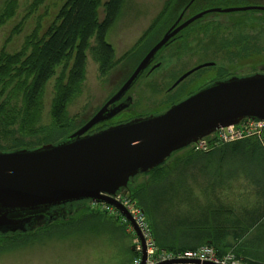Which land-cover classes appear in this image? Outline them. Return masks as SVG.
<instances>
[{
  "label": "rangeland",
  "instance_id": "rangeland-1",
  "mask_svg": "<svg viewBox=\"0 0 264 264\" xmlns=\"http://www.w3.org/2000/svg\"><path fill=\"white\" fill-rule=\"evenodd\" d=\"M65 1L0 0V54L28 55L31 51L28 44L44 35ZM106 1L102 0L99 7L100 18ZM174 1L125 0L107 35L116 49L107 72L101 73L100 63L95 59L93 38L81 83L71 82L72 61H67L57 66L45 84L43 109L32 133L22 126L21 99H8L9 89L0 95V103L8 100L16 117L12 125L0 124V148L40 144L48 134L58 136V132L65 137L93 116L136 66L137 58L128 61L122 57L136 49L144 33L162 20ZM256 1L264 5V0ZM3 12L5 17L1 16ZM228 18L218 16L216 22L223 21V25L203 29L189 40L186 48L163 51L162 66L139 81L137 88L142 92H135L134 110L166 106L172 95L166 92L168 87L201 62L214 60L218 65L192 78L186 92L210 82L221 71L264 63V15L258 12L236 15L235 23L224 24ZM239 50L250 55L244 58L229 55ZM66 93L69 101L65 103V111L71 126L60 129L55 126V118L62 113L56 114V106ZM56 136L49 137L47 142H56ZM245 140L226 143L209 153L176 154L159 169L139 177L137 182H146L148 186L158 236L171 240L191 226L212 228L214 235L238 228L242 250L247 251V257L261 261L254 256H264V153L253 138ZM137 237L135 230L121 218L88 202L75 207L62 222L27 235L0 238V264H136L140 244Z\"/></svg>",
  "mask_w": 264,
  "mask_h": 264
},
{
  "label": "water",
  "instance_id": "water-1",
  "mask_svg": "<svg viewBox=\"0 0 264 264\" xmlns=\"http://www.w3.org/2000/svg\"><path fill=\"white\" fill-rule=\"evenodd\" d=\"M185 25L168 32L154 45L121 88L64 138L35 147L0 150V235L30 234L65 220L83 203H107L133 226L142 244L140 264H146L142 233L129 211L114 197L174 152L218 128L246 118L264 120V72H256L213 81L163 112L94 130L130 105L129 98L119 105L115 103L135 84L170 37Z\"/></svg>",
  "mask_w": 264,
  "mask_h": 264
},
{
  "label": "trees",
  "instance_id": "trees-1",
  "mask_svg": "<svg viewBox=\"0 0 264 264\" xmlns=\"http://www.w3.org/2000/svg\"><path fill=\"white\" fill-rule=\"evenodd\" d=\"M124 1L125 0H107L104 2V17L101 19L99 7L102 0H66L56 13L54 22L49 26L44 35L39 38L34 36V38H36L34 42L28 44L31 47V51L28 55L22 54V52L16 54L2 52L0 54V85L2 86L0 95H3V93L9 89L7 94L8 99H21L23 107L22 126L29 133L33 132L36 124L39 122L43 109L42 92L47 81L55 74L58 65L63 62L72 61L70 70L71 82L78 85L84 80L87 51L90 49L91 39L93 38L96 43L92 48L95 59L100 63L101 73L104 74L107 72V69L111 66L115 57V47L107 40V35L117 21ZM171 8L172 7L164 12L162 20L157 23L155 27L150 28L144 33L136 49L127 52L122 58L129 61L131 58L138 59V57L142 56L147 47L151 44L157 31L163 25L162 22L171 11ZM4 15L3 12L1 16ZM23 51H25V49ZM68 101L69 96L66 93L56 106V109L58 108L56 114L59 113L60 115V113H62L59 118L55 115V126L60 127V129H64L70 122L65 111V103ZM15 121L16 117L14 115V110L11 105H9L8 100L2 101L0 103V124L9 126L14 124ZM69 126H71V124L68 125V128H70ZM56 134L58 136L48 134V137L40 144H18L10 148H0V150L40 146L45 143H51L47 142V139L52 136H56V142L64 138L63 135H59V132ZM253 141L259 144V147L262 148L264 153V145L262 142L258 139H254ZM161 166L162 164L155 167L150 172L159 169ZM137 180L125 192L128 193L135 204L143 209L158 246L171 250H183L196 248L205 243L214 246L219 254L224 253L228 249H233L238 256L251 260V258L247 257L245 252V255L243 254L242 247L239 243L229 244L228 249H223L221 246L225 247L227 244L224 245L216 240L203 242L204 236L207 239L210 238V235H213L212 228L200 229L201 226L187 227L182 230L180 237L173 236L171 240L158 236V231L154 226L151 216L152 211L150 210L147 183L141 182L136 184ZM87 203L88 202L83 203L82 205ZM59 222H62V220L54 223ZM16 236L23 235L17 234L5 238ZM258 262L264 263L263 261Z\"/></svg>",
  "mask_w": 264,
  "mask_h": 264
},
{
  "label": "flooded vegetation",
  "instance_id": "flooded-vegetation-1",
  "mask_svg": "<svg viewBox=\"0 0 264 264\" xmlns=\"http://www.w3.org/2000/svg\"><path fill=\"white\" fill-rule=\"evenodd\" d=\"M254 12H258V13L264 15V5L258 4V2L256 0H175L173 2L171 11L169 12V14L166 16V18L162 22L163 25L157 31L156 35L153 37V41L147 47V49L145 50L143 55L141 57H138L137 62H136V66L133 69V71L136 69L137 65L145 57V55L149 52V50L154 45H156L161 39H163V37L168 32L171 33L176 28H179L180 26H182L184 24H186V25L184 27H182L181 29H179V31L176 32V34H174L173 36L170 37V39L156 53L155 58L152 61V63L143 72V74L139 77V79L135 82V84L127 91V93L119 101H117L115 103V105H119L122 102H124L126 99L129 98L131 101L130 105L128 107H126L123 111H121L116 117H114L113 119H111L107 122H104V123L98 125L94 130H99V129L105 128L107 126H110V125L125 122V121H128V120L135 118V117L148 116L151 114H157V113L163 112V111L167 110L169 107H171L173 104H175L178 101L182 100L183 98L195 93L196 91H198L199 89H201L202 87L206 86L207 84H209L213 81L228 78V77L233 76V75H244V74H250V73H256V72H264V63H260L258 66H255L256 64H250L247 66H243L239 69L233 70L231 72L221 71L210 82L198 87L196 90H191L190 92H186L187 83L190 82L191 80H193L192 78L199 76L202 73V71H205V69H207L209 67H216L218 65L217 62L214 60L201 62V63L197 64L196 66H194L193 68L182 73L168 87L166 92L171 93L172 95L170 97L171 102L167 103L166 106H160V107H157L156 109H152V110H143V111L134 110L136 105H137L135 92L136 91L142 92V90H140V88H137L139 81L142 78L153 75L154 72L162 66L163 62H162L161 57H162L163 51H165L167 49L179 50L182 48H186L189 40H191L194 37V35H197L203 29L206 30L207 28H209L210 26H213L215 24L222 26L223 21H221V22L217 21L216 22V20H215L218 16L229 17L227 19V22H224V24H233V23H235V20L233 18L234 16L251 14ZM196 16H198V17H196ZM194 17H196V18H194ZM214 22H216V23H214ZM229 55L236 56L238 58H240V57L244 58L246 56H249L250 54H245L244 52L239 50V53L237 52V53L229 54ZM133 71L130 73V75L133 73ZM181 77H183V78L180 79ZM124 83H125V81H124ZM151 83H148L147 85L153 86V84H151ZM121 86L112 94V96L121 88ZM111 97H109L107 99V101ZM190 151H192V150L189 146L184 148V149L178 150V151L174 152L162 165H165L166 163H168L174 155L180 154L182 152L190 153ZM145 176L146 175H143V176H141V178L145 177ZM138 183H141V182H137L136 184H138ZM69 209L70 208H68L67 210H69ZM0 238H5V236L0 235Z\"/></svg>",
  "mask_w": 264,
  "mask_h": 264
},
{
  "label": "built area",
  "instance_id": "built-area-1",
  "mask_svg": "<svg viewBox=\"0 0 264 264\" xmlns=\"http://www.w3.org/2000/svg\"><path fill=\"white\" fill-rule=\"evenodd\" d=\"M250 138L258 139L264 145V120L246 118L238 124L220 127L210 135L191 143L189 147L194 153H209L226 143ZM114 198L129 211L130 215L142 233L146 247V264H169L167 262L171 260H198L200 262L198 264H203L204 262H211L214 264H264L256 260L244 259L238 256L233 249H228L224 253L219 254L217 249L209 244L183 250H171L160 247L157 244L152 228L143 209L131 200L128 193H119ZM89 205L95 207L99 206V209L101 208L103 211L108 212L109 214H115L117 218H121L128 227H131L134 230L127 218L114 206L107 203L97 202H89ZM141 261L142 244L140 242L139 257L136 261V264H140Z\"/></svg>",
  "mask_w": 264,
  "mask_h": 264
},
{
  "label": "crops",
  "instance_id": "crops-1",
  "mask_svg": "<svg viewBox=\"0 0 264 264\" xmlns=\"http://www.w3.org/2000/svg\"><path fill=\"white\" fill-rule=\"evenodd\" d=\"M103 17H104V15H103ZM103 17H101V19ZM115 52H116V49H115ZM234 229H226V231H223L221 233L220 232L219 233L216 232L215 235L214 234L210 235L212 238H207L206 240H203V242L204 241H210V240H216L218 242H221L224 245L227 244V246H225V247L221 246V248L228 249L229 248V244H235V243L237 244V243L240 242L238 240V238L240 237L239 234H238V230H237L238 228H234ZM243 252H245V251H243ZM254 257L260 259L261 261H264V256H261L259 254H255Z\"/></svg>",
  "mask_w": 264,
  "mask_h": 264
},
{
  "label": "bare ground",
  "instance_id": "bare-ground-1",
  "mask_svg": "<svg viewBox=\"0 0 264 264\" xmlns=\"http://www.w3.org/2000/svg\"><path fill=\"white\" fill-rule=\"evenodd\" d=\"M136 239H138V237H137ZM136 241H137V240H136Z\"/></svg>",
  "mask_w": 264,
  "mask_h": 264
}]
</instances>
